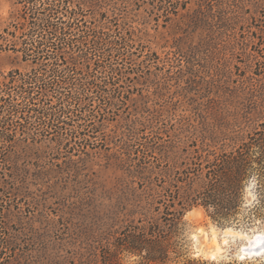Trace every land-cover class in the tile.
Instances as JSON below:
<instances>
[{
	"label": "rangeland",
	"instance_id": "obj_1",
	"mask_svg": "<svg viewBox=\"0 0 264 264\" xmlns=\"http://www.w3.org/2000/svg\"><path fill=\"white\" fill-rule=\"evenodd\" d=\"M175 3L176 0L117 2L121 10L116 16L119 23L123 19L129 21L122 25L123 30L131 31L130 55L124 51L123 56L117 57L114 47L108 44L103 46L102 53L93 52L90 50L92 37L72 30L77 38L83 37L89 62L100 66L93 71L96 82L111 77L106 69H101L111 63L122 72L114 75L112 82L128 101L122 105L120 98L115 99L118 95L113 87L107 88L103 97L95 89L88 92L91 107L74 108V114L67 118L76 115L79 119L71 127H65L68 132L79 131L80 136L76 139L64 136L68 141L61 147L54 143L60 133L57 135L51 130L33 145L44 150V159L34 161L21 157V167L27 166L33 174L37 170L55 171H49L41 180L28 176L23 185L0 170L1 186L11 189L14 195L11 206L21 223L20 231L24 229V235L28 234V240L33 243L27 247L30 264H102L100 248L110 239L111 228L119 226L113 222L115 215L122 217L121 212L124 213L122 209L116 211V201L123 194L126 197L127 192V176L117 168L116 162L140 155L141 148L137 141L131 140L130 131L137 129L139 136L135 138L143 135L150 140L168 132L179 133L182 128H205V123L215 121L214 112L234 110L233 106L221 102L237 80L259 79L264 84V68L262 71L258 68L264 63L260 57L264 56V0H178L177 15H170L171 19L165 23L166 10H173ZM21 9L16 0H0L1 35L5 36L4 29L14 31L13 25L23 22ZM83 14L80 30H89L88 21H95L96 17L86 7ZM0 44V76L15 69L25 72L26 66L20 62L19 54L9 50L10 45L6 47L2 41ZM78 54L74 53V58ZM79 64L78 70L82 67ZM69 90L75 93V89H66ZM13 98L17 99L12 100L13 104H20L19 97L12 95ZM48 99L49 105L43 104L41 98L34 103L36 107L55 111L56 99ZM110 100L115 107L103 114L100 107ZM25 116L19 115L14 121L24 124ZM102 118L110 121L93 133L92 128L100 125ZM34 119L32 116L30 121ZM83 120L89 121L84 124ZM29 132L27 129L22 134L17 130L16 143L26 141ZM191 141L201 146L199 138L189 136L181 137V147ZM87 144L90 147L85 150ZM8 148L9 144L0 142L1 152L8 156L6 163L11 168L15 158ZM84 150L88 156L82 153ZM0 167H3L1 160ZM183 222V254L186 255L180 261L201 258L209 262L264 264V255L247 260L237 256L251 235L264 233V225L249 230L223 229L213 224L200 207L191 208ZM199 233L216 242L223 237L227 239L216 260L193 255V236ZM137 263L134 258L122 256L115 264Z\"/></svg>",
	"mask_w": 264,
	"mask_h": 264
},
{
	"label": "trees",
	"instance_id": "obj_2",
	"mask_svg": "<svg viewBox=\"0 0 264 264\" xmlns=\"http://www.w3.org/2000/svg\"><path fill=\"white\" fill-rule=\"evenodd\" d=\"M16 2L22 7L20 17L23 22L14 24V31L4 29L5 36L0 34V41L19 54L20 62L26 68L25 72L15 69L0 76V113H3L0 142L9 144L8 149L13 151L15 158L9 168L8 156L0 149L3 163L0 170L11 180L25 185L28 176L41 180L53 170H37L33 174L27 166L21 167V157L34 161L44 159V150L33 145L47 137L51 130L60 133L54 143L61 147L67 144L65 137L76 139L80 136L79 131L68 132L65 127H71L79 119L76 115L67 118L74 114V108L91 107L88 92L95 89L103 97L107 88L113 87V92L118 95L115 99L120 98L122 105L128 101L112 82L114 75H122V72L111 63L101 66L111 77L96 82L93 71L100 66L89 62L83 37L77 38L72 30L92 37L90 50L93 52L102 53L103 46L108 44L119 57L124 51L130 55L133 46L131 31L123 30L122 25L129 21L123 19L119 23L116 17L121 11L117 2L126 4L128 0ZM177 3L178 0L172 4L173 10H166L165 23L171 19L170 15H177ZM84 7L96 17L95 21H88L91 24L89 30H80L79 26ZM110 12L114 14L111 16ZM74 53H79L77 59ZM260 57L264 60V56ZM79 63H82L80 70ZM260 65L262 63L258 68L262 71L264 63ZM75 75L88 78L78 80ZM234 84L233 90L226 92V98L221 102L233 106L234 110L226 111V114L214 112L215 121L205 123V128H182L179 133L168 132L150 140L143 135L135 138L139 136L137 129L130 131L131 140L137 141L141 148L140 155L116 162L117 168L127 176V192L126 197L123 194L116 201V211L122 209L124 213L121 212L122 217L118 213L115 215L113 222L119 226L111 228L110 239L100 248L102 264H115L122 256L138 260L137 264H244L209 262L201 258L180 261L186 255L183 254V219L191 208H202L211 222L223 229L249 230L264 225V84L262 80L246 78ZM67 88L75 89V93L66 91ZM12 95L20 98V104L12 103L17 100L12 99ZM37 97L45 105H49L48 97L55 98V111L36 107ZM111 107L115 106L110 100L100 109L105 114ZM19 115H26L24 124L14 121ZM32 116L34 121H30ZM83 121L86 124L89 120ZM109 121L102 118L100 125L92 128L93 133L99 132L104 122ZM27 129L31 131L27 140L16 143L17 130L23 134ZM42 132L44 134H40ZM189 136L199 138L201 146L197 147L196 141H191L181 147V137ZM85 146V150L90 147L89 144ZM85 150L82 153L88 156ZM1 185L0 180V264H30L27 247L33 243L28 240V234L24 235V229L20 231L21 223L11 206L12 190Z\"/></svg>",
	"mask_w": 264,
	"mask_h": 264
},
{
	"label": "bare ground",
	"instance_id": "obj_3",
	"mask_svg": "<svg viewBox=\"0 0 264 264\" xmlns=\"http://www.w3.org/2000/svg\"><path fill=\"white\" fill-rule=\"evenodd\" d=\"M262 241L263 238H259L254 234L248 238L247 243L243 245V247L247 246V248H252L256 245L261 244ZM193 243H194L193 245L198 248L199 252H201L204 258H208L210 260H216L221 255L223 251V247L227 244V239L223 237L219 242L218 241L216 242L213 239L209 240L208 237L205 235V233H199L193 236ZM242 248L238 252L237 256L241 260L251 259L245 257L246 254L245 251L242 250Z\"/></svg>",
	"mask_w": 264,
	"mask_h": 264
},
{
	"label": "water",
	"instance_id": "obj_4",
	"mask_svg": "<svg viewBox=\"0 0 264 264\" xmlns=\"http://www.w3.org/2000/svg\"><path fill=\"white\" fill-rule=\"evenodd\" d=\"M255 236L259 238H263V241L261 244L256 245L252 248H247V246L243 247L242 250L245 251V257L247 258H255V257H260L264 255V233H256ZM250 254V255H249ZM193 255L195 257H202L201 252H199L198 248L193 245Z\"/></svg>",
	"mask_w": 264,
	"mask_h": 264
}]
</instances>
